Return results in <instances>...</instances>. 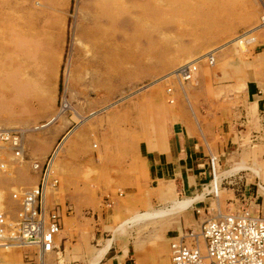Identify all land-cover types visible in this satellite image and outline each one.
<instances>
[{
    "label": "rangeland",
    "instance_id": "1",
    "mask_svg": "<svg viewBox=\"0 0 264 264\" xmlns=\"http://www.w3.org/2000/svg\"><path fill=\"white\" fill-rule=\"evenodd\" d=\"M104 1L0 0V129L20 130L24 142L23 157L1 156L8 167L0 172V208L13 213L12 191L38 183L32 163L51 160V176L59 181L47 188L46 202L62 205L67 215L59 236L63 264H88L92 250L113 237L106 225L136 211L126 246L140 254L138 264H171L175 234L198 229L221 213L244 207L258 211L264 200V179L250 168H264V135L256 126L249 128V118L258 116L248 108L245 91L237 90L241 77L248 81L261 69L255 49L264 26L252 33L256 41L242 52H216L210 55L215 64L209 56L195 61L192 80H158L260 28L264 0H124L128 13L115 19L116 39L107 44L84 35L96 24ZM137 19L143 34H136ZM19 29L27 37L22 45ZM111 43L121 47L113 56L102 48ZM127 47L139 54L138 63L126 56ZM176 121L187 122L190 134L211 150L218 191H211L205 203L192 205L198 192L180 193L173 180H154L141 156L142 142L167 135ZM72 130L57 157L55 151ZM169 185L173 204L156 194L157 187ZM113 245L122 247L119 241ZM10 250L12 264H40L36 256L27 257L28 248ZM10 250L0 255V264ZM56 256L48 264H57Z\"/></svg>",
    "mask_w": 264,
    "mask_h": 264
},
{
    "label": "built area",
    "instance_id": "2",
    "mask_svg": "<svg viewBox=\"0 0 264 264\" xmlns=\"http://www.w3.org/2000/svg\"><path fill=\"white\" fill-rule=\"evenodd\" d=\"M264 23V16L261 23ZM245 44L256 41L245 37ZM208 62H215L214 56ZM198 70L197 63L185 64L176 72L178 81H190ZM167 92L173 94L170 85ZM171 103L174 98H169ZM11 152L15 159L23 157L24 142L18 129H0V172L8 162L1 156ZM50 162L34 161L39 174L36 186L12 191L15 209L0 208V255L13 248H28L27 257H37L59 250L58 237L63 229L64 207L45 202L47 188L57 186ZM213 176L216 166L212 160ZM171 264H264V214L249 207L218 214L206 219L200 228H188L170 243Z\"/></svg>",
    "mask_w": 264,
    "mask_h": 264
},
{
    "label": "crops",
    "instance_id": "3",
    "mask_svg": "<svg viewBox=\"0 0 264 264\" xmlns=\"http://www.w3.org/2000/svg\"><path fill=\"white\" fill-rule=\"evenodd\" d=\"M263 26L264 25L260 28H256L252 33L257 32ZM260 37L261 40L255 49V55L258 56V61L261 62L259 65L261 69L257 71L255 70L248 81L247 77H241L237 82V90L245 91L247 99L250 102V107L248 108L251 109V113H255V116L256 114L258 116L257 120L255 119L256 117L249 118V122L251 123L249 128L254 131L255 129L253 127L256 126L258 130L262 131L261 135H264V31L260 32ZM246 47L247 44H239L237 46L232 43L219 49L217 52L227 50L228 48H234L235 51L240 53L245 50ZM185 85V83L180 84V88L182 92L186 93ZM248 111L249 110H247V112ZM261 113L263 114L261 115ZM259 116H262L261 119ZM250 134V130L244 132V143L248 142ZM233 138L237 139V137ZM65 145L62 152L65 150ZM140 147L141 156L146 159L150 166V172L153 179L157 182L159 180H164L165 182L172 180L175 181L180 189V193L193 196L196 191L202 190L213 180H210L212 178L211 150L207 143L203 142L193 134H190L187 122L176 121L172 123L167 135L158 139L148 138L142 142ZM262 149H264V146ZM59 154L60 152L57 157ZM246 166L247 165L244 167ZM240 167L241 166H236L235 169ZM250 168L254 170L258 177L264 179V168L257 169L251 166ZM227 171L230 172L231 170ZM199 186H201V188H199ZM173 191V186H159L157 187L156 194L165 200V203L173 204L175 198L170 197V194H172ZM261 192L264 194V185H261ZM208 195L209 193L201 196L194 201L192 205L194 203H205L204 199H207ZM248 197H253V194H250ZM46 203L49 204L48 202ZM258 206L259 207L256 210L264 214V200L259 202ZM137 212L138 211L132 215L125 216L124 218H119L118 220L115 219V222L106 225L107 229L113 233V237H109L100 247L92 250L88 264H138L140 254L135 251L134 247L131 248L126 246L128 240H124V237L127 236L130 232V228H132L130 218ZM64 216L67 215L64 214ZM177 235L175 234L173 238ZM115 241H119L122 244V247L114 246L113 244ZM62 242L63 241L60 237H58V245H60V247ZM10 251V254L3 255L5 264H12V261L14 260V251ZM54 253L57 254L55 259L57 260L56 263L63 264L64 259L58 250L46 255L37 256V259L40 261V264H48L49 259H51L50 256Z\"/></svg>",
    "mask_w": 264,
    "mask_h": 264
},
{
    "label": "bare ground",
    "instance_id": "4",
    "mask_svg": "<svg viewBox=\"0 0 264 264\" xmlns=\"http://www.w3.org/2000/svg\"><path fill=\"white\" fill-rule=\"evenodd\" d=\"M104 1V0H103ZM105 3H104V5L102 6V8H101V12H100V15L99 16H97L96 18H95V23L96 24H93L94 25V27L92 28V29H90V30H84V35L86 36V37H88V36H90L91 38H95V39H100L99 41H101V43H103V44H107V43H109V42H111V41H113V40H115L116 39V33L115 32H117L116 31V26H117V24H113V22L115 21V19H117L121 14H123V13H125V12H127L128 10L126 9V6L124 5L125 4V2H124V0H105L104 1ZM129 6V5H128ZM100 8V7H99ZM86 11V10H85ZM97 13V12H96ZM128 13V12H127ZM205 15H207V14H205V13H203L202 14V17L203 16H205ZM93 16H94V14H93ZM137 18V17H136ZM85 22V21H84ZM131 22H132V20H131ZM134 23H135V27H136V34H143L142 32V30L144 29V28H142V24H140V20H134ZM199 23V22H198ZM134 25V24H133ZM262 25H264V23L262 24ZM12 27H13V25H12ZM15 27V26H14ZM107 27V28H106ZM7 28V27H6ZM20 28V27H19ZM22 28V27H21ZM16 29V28H15ZM7 31V30H6ZM252 31V30H251ZM17 33H18V42L22 45V42L23 41H25L24 43H26L27 42V40H26V38L27 37H25L24 35H22V30H17ZM24 33H25V31H24ZM30 33H31V31H30ZM15 35V34H14ZM25 35H27V34H25ZM47 35H49V34H47ZM251 35H252V32H245L242 36H240L239 38H238V40H234V41H230L229 43H226V44H224V45H222V46H220L218 49H221V48H223V47H225V46H228L229 44H232L233 43V45L234 44H236L237 42H239L241 45H245V43H244V38L245 37H248V38H250L251 37ZM1 36V35H0ZM43 36V35H42ZM137 36V35H136ZM37 37H39V35L37 36ZM253 38H255L254 36H252ZM29 38V37H28ZM44 38V40H46V38H48V37H46V36H44L43 37ZM50 38V37H49ZM17 39V38H16ZM39 39V38H38ZM42 39V38H41ZM40 39V40H41ZM47 41V40H46ZM51 41V40H50ZM6 42V41H5ZM18 42H15V43H18ZM18 43V44H19ZM23 43V44H24ZM20 45V46H21ZM112 45H114V43L112 44H110V47H107L106 45H102V48H104L103 49V51L105 52V54H108V55H111L112 54V56H113V54L114 53H116V52H118L120 49H121V47H120V45H118L117 44V46H113L112 47ZM39 51H38V55L40 56V57H42V60H44L43 58H44V53H43V50L41 51V49L43 48L40 44H39ZM109 46V45H108ZM35 48V47H34ZM33 48V46H32V49H34ZM36 49V48H35ZM101 49V48H100ZM99 50V49H98ZM91 51V50H90ZM107 52V53H106ZM126 52H127V54H126V56H128L129 55V57L131 56L132 57V60L134 59L135 60V62L136 63H138L139 62V58H140V56H139V54L138 53H136V52H130L129 50H128V47H127V50H126ZM217 52V49L216 50H209V52H207V53H205L204 55H202L201 57H199L198 59H195L194 61H190V62H188V63H186V64H190V63H193V62H195V61H197V63L198 62H200L202 59H204V58H206V57H208V56H210V55H213L214 53H216ZM46 53V52H45ZM49 53V52H48ZM122 55V54H121ZM3 58V57H2ZM127 58V57H126ZM9 59V58H8ZM13 59H15V58H13ZM40 59V58H39ZM10 60V59H9ZM185 60V59H184ZM209 60V59H208ZM196 63V62H195ZM9 64V63H8ZM213 64H215V62L213 63ZM4 66V65H3ZM52 67V66H51ZM1 69V68H0ZM52 69V68H51ZM175 70V69H174ZM179 70V68L177 69V70H175L174 72H172V73H169V74H167V75H165V76H163V78H161V79H159L158 80V82L159 81H161V80H167L168 78H170V77H172V76H176L175 74H176V72ZM177 77V76H176ZM1 79V78H0ZM152 85H153V83H152ZM174 103V102H173ZM80 117V116H79ZM83 121V120H82ZM73 132H74V130H72L71 132H69L67 135H66V137L63 139V141L60 143V145L58 146V151H55V152H57V154H58V152H59V150L60 149H62V146L67 142V140L70 138V136L73 134ZM56 155V154H55ZM56 157V156H55ZM52 164V163H51ZM217 178V177H216ZM214 179L213 181H212V183H210V184H208L206 187H204L201 191H197L198 193H197V195H198V197H201V196H204L205 194H207V193H211V191H213V192H217L218 191V181H217V179ZM194 195H196V194H194ZM193 195V196H194ZM196 197V196H195ZM197 198V197H196ZM45 202H46V195H45ZM189 202V201H188Z\"/></svg>",
    "mask_w": 264,
    "mask_h": 264
}]
</instances>
